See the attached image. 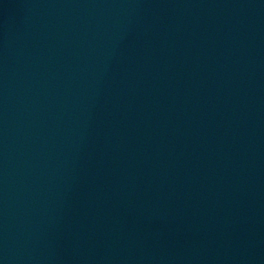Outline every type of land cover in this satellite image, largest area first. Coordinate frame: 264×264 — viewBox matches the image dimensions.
Instances as JSON below:
<instances>
[{
    "label": "water",
    "instance_id": "1",
    "mask_svg": "<svg viewBox=\"0 0 264 264\" xmlns=\"http://www.w3.org/2000/svg\"><path fill=\"white\" fill-rule=\"evenodd\" d=\"M0 264H264V0H0Z\"/></svg>",
    "mask_w": 264,
    "mask_h": 264
}]
</instances>
